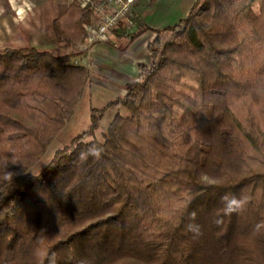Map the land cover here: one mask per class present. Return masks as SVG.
Listing matches in <instances>:
<instances>
[{
  "label": "trees",
  "instance_id": "obj_1",
  "mask_svg": "<svg viewBox=\"0 0 264 264\" xmlns=\"http://www.w3.org/2000/svg\"><path fill=\"white\" fill-rule=\"evenodd\" d=\"M90 14L75 1L58 13L60 47L85 39ZM146 30L151 65L37 173L90 71L78 51L0 48V264H264V0H196L131 35ZM232 196L249 202L224 216Z\"/></svg>",
  "mask_w": 264,
  "mask_h": 264
},
{
  "label": "rangeland",
  "instance_id": "obj_2",
  "mask_svg": "<svg viewBox=\"0 0 264 264\" xmlns=\"http://www.w3.org/2000/svg\"><path fill=\"white\" fill-rule=\"evenodd\" d=\"M70 2V0H0V48L34 45L51 50L56 54L69 50L78 51L77 44L79 42L73 43L67 49L60 47L52 25L54 18ZM141 3L146 5L148 0H142ZM136 10L134 7L131 12L134 16L131 24L133 23L138 27L140 23ZM21 13L24 16H21ZM132 32L128 31L126 36ZM165 33H168L170 38V33L164 32L162 39H166ZM89 90L88 86L75 106L73 114L48 146L41 159L30 169L31 172L37 173L49 161L56 149L66 145L76 134L87 129L90 122L91 107L101 108L115 96L114 94H106L95 101ZM117 112L127 113L124 107L107 109L101 119L99 129L96 130V137H101L102 131L108 127Z\"/></svg>",
  "mask_w": 264,
  "mask_h": 264
},
{
  "label": "crops",
  "instance_id": "obj_3",
  "mask_svg": "<svg viewBox=\"0 0 264 264\" xmlns=\"http://www.w3.org/2000/svg\"><path fill=\"white\" fill-rule=\"evenodd\" d=\"M195 1L155 0L153 4L146 5L140 2L136 6V14L140 23L138 27L147 25L161 29L175 24L186 17ZM133 17L131 14L110 36V41L100 43L93 52L92 61L94 60V63L88 67L90 71L88 86L89 93L95 101L106 94H114V98L123 95L126 93V85L138 79L139 65L142 63L150 66L152 63L148 44L156 33L146 30L136 37H132L131 34L126 36L128 31L134 32L138 28L133 23L131 24ZM161 37H164L163 33ZM165 38V40L162 39L163 43L168 40V33H165Z\"/></svg>",
  "mask_w": 264,
  "mask_h": 264
},
{
  "label": "built area",
  "instance_id": "obj_4",
  "mask_svg": "<svg viewBox=\"0 0 264 264\" xmlns=\"http://www.w3.org/2000/svg\"><path fill=\"white\" fill-rule=\"evenodd\" d=\"M81 8L90 11V18L83 23L85 39L77 44L81 57L73 59L74 63H82L89 67L94 50L103 42H109L110 36L125 22L134 7L142 0H70ZM116 44V42L114 43ZM92 61V62H91Z\"/></svg>",
  "mask_w": 264,
  "mask_h": 264
},
{
  "label": "clouds",
  "instance_id": "obj_5",
  "mask_svg": "<svg viewBox=\"0 0 264 264\" xmlns=\"http://www.w3.org/2000/svg\"><path fill=\"white\" fill-rule=\"evenodd\" d=\"M102 152V149L96 148V149H90L89 154L96 157L97 159L100 157ZM81 158H86L85 154H81ZM248 198L247 197H224L223 198V213L222 215H232L233 213H238L240 211H243L246 205L248 204ZM190 219L191 223L187 225V230L191 232L194 237H199L202 235V228L198 223H195L196 220V213L192 212L190 213ZM214 223L217 225L222 223L221 218H216L214 220ZM45 261H47V264H56L54 255H49L48 253H44L39 258V264H45Z\"/></svg>",
  "mask_w": 264,
  "mask_h": 264
},
{
  "label": "bare ground",
  "instance_id": "obj_6",
  "mask_svg": "<svg viewBox=\"0 0 264 264\" xmlns=\"http://www.w3.org/2000/svg\"><path fill=\"white\" fill-rule=\"evenodd\" d=\"M21 16H24L22 13L20 14ZM24 18V17H23Z\"/></svg>",
  "mask_w": 264,
  "mask_h": 264
}]
</instances>
